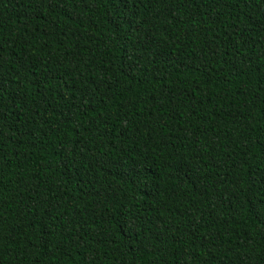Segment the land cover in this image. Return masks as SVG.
I'll return each instance as SVG.
<instances>
[{
	"label": "trees",
	"instance_id": "trees-1",
	"mask_svg": "<svg viewBox=\"0 0 264 264\" xmlns=\"http://www.w3.org/2000/svg\"><path fill=\"white\" fill-rule=\"evenodd\" d=\"M0 264H264V0H0Z\"/></svg>",
	"mask_w": 264,
	"mask_h": 264
}]
</instances>
